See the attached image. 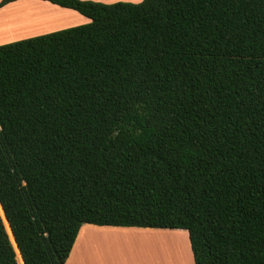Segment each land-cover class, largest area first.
<instances>
[{
    "label": "trees",
    "instance_id": "trees-1",
    "mask_svg": "<svg viewBox=\"0 0 264 264\" xmlns=\"http://www.w3.org/2000/svg\"><path fill=\"white\" fill-rule=\"evenodd\" d=\"M41 1L89 22L0 45V264L85 224L264 264V0Z\"/></svg>",
    "mask_w": 264,
    "mask_h": 264
},
{
    "label": "crops",
    "instance_id": "crops-1",
    "mask_svg": "<svg viewBox=\"0 0 264 264\" xmlns=\"http://www.w3.org/2000/svg\"><path fill=\"white\" fill-rule=\"evenodd\" d=\"M96 3L112 4L116 2L140 3L142 0H85ZM24 4L38 7H48L57 15L66 19L77 20L79 17L82 24L89 22L79 13L65 8H60L41 0H17L0 8V15L11 8L21 9ZM81 24V25H82ZM79 26V25H78ZM74 27V26H73ZM179 230L150 229L136 227H111L85 224L78 231L70 254L65 264H128L126 257L133 247L146 244L141 240L145 236L178 234ZM149 244V243H147ZM131 247V249H129ZM134 249V248H133ZM194 264V263H193Z\"/></svg>",
    "mask_w": 264,
    "mask_h": 264
},
{
    "label": "rangeland",
    "instance_id": "rangeland-1",
    "mask_svg": "<svg viewBox=\"0 0 264 264\" xmlns=\"http://www.w3.org/2000/svg\"><path fill=\"white\" fill-rule=\"evenodd\" d=\"M80 22L81 20L79 17L77 20L66 19L63 16L57 15L54 10H51L48 7L40 8L35 5L24 4L21 9L11 8L0 15V45L78 26L82 24ZM161 237L164 236L153 235L142 237L141 240H144L146 244L139 247H133L134 249L132 248V250L129 251L128 257H126V263L156 264L154 261L158 257L155 253L159 247L157 239H160ZM165 237L184 239L190 264H193L192 253L186 231L179 230L178 234H170V236ZM129 249H131V247H129ZM154 256L156 257L155 260Z\"/></svg>",
    "mask_w": 264,
    "mask_h": 264
},
{
    "label": "bare ground",
    "instance_id": "bare-ground-1",
    "mask_svg": "<svg viewBox=\"0 0 264 264\" xmlns=\"http://www.w3.org/2000/svg\"><path fill=\"white\" fill-rule=\"evenodd\" d=\"M158 248L154 263L156 264H190L189 255L185 248L186 242L184 239L175 237H161L157 239ZM178 247V249H177ZM162 253V254H160Z\"/></svg>",
    "mask_w": 264,
    "mask_h": 264
},
{
    "label": "water",
    "instance_id": "water-1",
    "mask_svg": "<svg viewBox=\"0 0 264 264\" xmlns=\"http://www.w3.org/2000/svg\"><path fill=\"white\" fill-rule=\"evenodd\" d=\"M1 208V207H0ZM2 210V209H1ZM2 213H3V211H2ZM3 217H4V214H3ZM4 219H5V217H4ZM6 220V219H5ZM7 222V221H6ZM9 226V225H8ZM10 229V228H9ZM11 232V231H10ZM12 235V234H11ZM14 240V239H13ZM15 243V242H14ZM16 245V244H15ZM17 248V247H16ZM18 250V249H17ZM19 252V251H18Z\"/></svg>",
    "mask_w": 264,
    "mask_h": 264
}]
</instances>
